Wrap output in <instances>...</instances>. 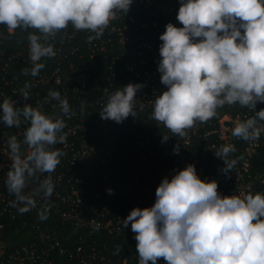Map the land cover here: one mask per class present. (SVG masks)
<instances>
[{"label":"clouds","instance_id":"obj_1","mask_svg":"<svg viewBox=\"0 0 264 264\" xmlns=\"http://www.w3.org/2000/svg\"><path fill=\"white\" fill-rule=\"evenodd\" d=\"M133 0H0V24L11 33L27 31L33 66L25 75L38 76L42 58L56 56L54 39L69 25L99 39L118 13H127ZM176 19L160 34L157 71L166 86L153 104L152 117L173 134L184 136L198 122H207L224 106L239 105L254 115L235 123L231 135L245 141L264 134V0H178ZM144 85L129 83L110 93L100 111L102 119L122 122L135 117L136 93ZM31 85L19 90L29 100ZM48 98L60 112L71 115L66 97L50 89ZM28 126L23 137L7 140L10 168L4 181L21 205L23 214L47 201L54 192L52 173L65 155L66 121L39 106L4 98L0 100V124L8 128ZM168 139L167 135L163 140ZM179 152L178 147L173 148ZM233 144L215 154L228 173L236 164L229 160ZM29 185H32L29 188ZM28 189V190H26ZM114 190L108 188L112 194ZM47 205L38 210L47 219ZM123 220L137 241L138 264H264V191L222 195L218 181L201 179L194 164L162 178L151 206L134 207Z\"/></svg>","mask_w":264,"mask_h":264},{"label":"built area","instance_id":"obj_2","mask_svg":"<svg viewBox=\"0 0 264 264\" xmlns=\"http://www.w3.org/2000/svg\"><path fill=\"white\" fill-rule=\"evenodd\" d=\"M159 2L133 0L129 11L118 13L102 37L91 42L87 37L92 33L69 25L50 39L56 56L42 58L45 67L35 77L23 71L30 72L33 66L28 41L14 45L16 30L10 33L0 24V100L15 99L21 106L27 102L61 115L67 133L65 143L57 145L65 155L52 173L53 194L21 214L17 210L21 205L4 183L11 165L7 140L12 135L22 139L28 125L0 124V264H138L135 234L130 223L123 227L122 219L134 207L151 206L162 178L170 179L188 164H194L201 179H215L219 185L217 176L223 173L219 166L225 164L215 152L222 145L233 144L236 149L228 157L236 164L228 172L226 189L218 188L222 195L255 193L264 185V163L259 172L250 170L251 157L264 151V134L255 141L231 135L235 123L254 115L253 109L226 105L184 136L153 119L154 101L166 90L158 63L150 61L155 44L161 42L160 35L151 31L158 26V12L151 7ZM141 10H149L151 18L139 16ZM161 12L182 26L174 6ZM26 82L31 85L28 101L19 93ZM129 83L144 85L136 93L137 115L120 123L102 119L100 111L108 95ZM50 89L68 99L73 114L60 112L58 102L48 98ZM261 108L264 103L258 102L255 110ZM150 123L151 127L145 126ZM241 144L244 148L239 152ZM108 188L114 190L112 194ZM44 205L49 212L41 220L38 210ZM158 259L165 264L162 257Z\"/></svg>","mask_w":264,"mask_h":264},{"label":"trees","instance_id":"obj_3","mask_svg":"<svg viewBox=\"0 0 264 264\" xmlns=\"http://www.w3.org/2000/svg\"><path fill=\"white\" fill-rule=\"evenodd\" d=\"M170 6H174V13L176 14L178 12V8H179V3H178V0H160V2L158 3V7H156V4H154V6L151 7V10L152 9H156L157 12H158V16L157 18L155 19L157 21V24L158 26L156 28H153L151 31L153 33H155L156 35H160L161 33H163L165 31V26L168 22H172V20L168 19L166 17V15H164L161 10L163 8H167V7H170ZM139 16H142V17H146L148 16L149 18H151L150 16V13H149V10H141L140 11V14H138ZM27 35H28V32L27 31H24V30H21L19 28L16 29V33L12 36V38H14V45H18L24 41H28L27 40ZM21 37L23 38L21 40ZM161 42H157L155 44V55L157 54L158 58L155 57L154 54H150V61L151 63H158L159 62V59H160V56H159V44ZM144 126V125H143ZM146 127L150 126L151 127V123L150 124H146L145 125ZM243 144H241L240 148H239V152H242L243 151ZM263 163H264V151L263 150H260L257 152V154L253 157H251L250 159V170L251 172H259L263 166ZM218 164H221L220 163H216L214 164V166L218 167L219 165ZM221 167L222 169L225 167V165H222V166H219ZM217 179L219 180L220 184L218 185V188H223V189H226V183H227V179H228V173H221L219 176H217ZM264 191V185L263 186H260L258 188V191Z\"/></svg>","mask_w":264,"mask_h":264},{"label":"rangeland","instance_id":"obj_4","mask_svg":"<svg viewBox=\"0 0 264 264\" xmlns=\"http://www.w3.org/2000/svg\"><path fill=\"white\" fill-rule=\"evenodd\" d=\"M228 110H226V113H227Z\"/></svg>","mask_w":264,"mask_h":264}]
</instances>
